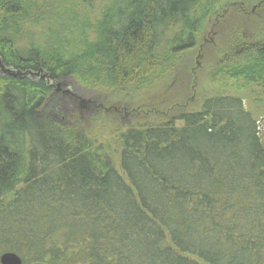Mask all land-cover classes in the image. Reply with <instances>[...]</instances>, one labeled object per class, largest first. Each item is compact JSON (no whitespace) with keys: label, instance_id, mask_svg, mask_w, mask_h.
I'll return each instance as SVG.
<instances>
[{"label":"trees","instance_id":"obj_1","mask_svg":"<svg viewBox=\"0 0 264 264\" xmlns=\"http://www.w3.org/2000/svg\"><path fill=\"white\" fill-rule=\"evenodd\" d=\"M95 1L81 4L91 12ZM216 1L111 0L89 27L93 39L77 48L65 41L73 13L50 9L56 31L43 51L16 42L31 1L0 0V62L26 74L0 75V256L14 253L22 264H264V146L241 99L209 98L197 112L160 101L161 121L155 106L141 123L121 113L113 120L118 164L82 117L102 110L91 97L131 86L178 91L190 77L171 60L195 45ZM224 17L215 25L220 39L239 25L227 30ZM258 32L262 41L219 42L216 66L262 80L264 26ZM57 83L77 98L65 100L69 111L45 110ZM112 108L119 115L121 105Z\"/></svg>","mask_w":264,"mask_h":264},{"label":"rangeland","instance_id":"obj_2","mask_svg":"<svg viewBox=\"0 0 264 264\" xmlns=\"http://www.w3.org/2000/svg\"><path fill=\"white\" fill-rule=\"evenodd\" d=\"M30 1L34 8L33 16L30 19H28L29 17L26 18L28 20L22 25L21 34L17 37L16 42L22 46L40 47L44 51L48 47H43L42 44H45L52 37V33L50 32L56 31L55 20L50 18L51 16H48L50 9H57V13L64 11L65 13L70 11L68 12L69 14L71 12L73 13L71 14L74 17L70 18L73 21L71 25H75L76 29L74 28L72 31L68 28L65 29V41L69 44L70 48H77V46L81 45V41L84 38H88V40L93 39L89 27H93L95 21L99 19L100 10L111 0H96L91 12L86 11L82 7L81 0ZM216 2V5L212 9V15L207 20L202 34L200 33L198 35L195 45L191 49L184 51L179 57L171 60V63L174 62L177 68H183L186 75L190 77L188 80L184 78L177 87L178 91L172 92V94H177L175 95L177 98L173 100L174 96L163 91L160 88V83H150L149 85L146 83L145 85L147 86L140 89L131 86L125 88L118 97L106 96L100 99L90 98L94 101L95 105L100 103V109L102 108V110H89L83 114L82 117L88 134L99 143L111 145L110 150L113 154L115 153L114 158H116L117 164L119 150H116L114 146L116 142L114 138L117 136L115 134L117 122L113 123V120L116 117L122 119L123 116L120 114L123 113L128 117L130 116L132 123H141L144 118H148V114H151L150 109L155 106L161 108V111H159L161 116L157 117L161 121L162 119L159 117H163L164 119L166 117L164 115L165 113H161L163 112L164 108L162 106L164 104L160 101L163 102L164 100L174 101L185 112H197L202 102L206 99L217 96L239 98L243 101L246 110L252 118L257 122L260 141L264 146V75L261 78L262 80H256L252 83L244 78H231L223 70V67L216 66L217 63H221L220 49L218 48L220 47L219 42L227 45L239 35L242 36V39L249 42L263 40V36H260L261 33L258 32V29L260 25L264 26V0H254L249 2V4H246L244 0H217ZM237 10L242 11L241 14L244 16L243 23L234 14L237 13ZM224 16L230 17L227 30L234 28L236 22L239 25L234 28L235 32L232 34H230V31L228 33L224 31V35L220 39L221 33L216 32L215 25L219 22L217 19ZM55 17L56 14L53 18ZM240 22L243 27L242 30ZM239 40L242 41L240 38ZM176 72L180 80V75L183 73V70H177ZM0 75H3L1 68ZM66 91L72 93L64 84H61L57 92L55 87L49 96L45 110L51 111L55 106H58L61 109H65V111H69V104L65 100L69 101L70 98L65 94ZM152 103L155 105H152ZM119 105H121V108H125L126 112H121L122 109L120 108V111H118L119 115H116L113 112H116L117 108L113 109L112 107ZM138 110L140 111L139 113ZM132 111L135 113L131 114Z\"/></svg>","mask_w":264,"mask_h":264},{"label":"water","instance_id":"obj_3","mask_svg":"<svg viewBox=\"0 0 264 264\" xmlns=\"http://www.w3.org/2000/svg\"><path fill=\"white\" fill-rule=\"evenodd\" d=\"M0 68L3 75H8L14 78H22L25 77V73L20 72H13L7 68H5L1 62H0ZM56 92L59 90V87H61L60 83L55 84ZM65 94L68 96H71L73 98H76L72 93L66 91ZM77 99V98H76ZM0 264H22L21 259L14 253H4L0 256Z\"/></svg>","mask_w":264,"mask_h":264}]
</instances>
